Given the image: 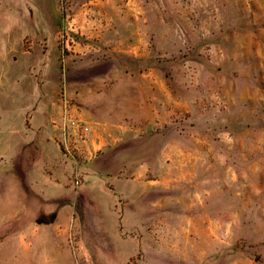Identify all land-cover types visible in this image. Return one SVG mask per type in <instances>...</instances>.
<instances>
[{"label": "rangeland", "instance_id": "rangeland-1", "mask_svg": "<svg viewBox=\"0 0 264 264\" xmlns=\"http://www.w3.org/2000/svg\"><path fill=\"white\" fill-rule=\"evenodd\" d=\"M0 264H264V0H0Z\"/></svg>", "mask_w": 264, "mask_h": 264}, {"label": "crops", "instance_id": "crops-1", "mask_svg": "<svg viewBox=\"0 0 264 264\" xmlns=\"http://www.w3.org/2000/svg\"><path fill=\"white\" fill-rule=\"evenodd\" d=\"M2 129V128H1ZM26 131L32 132L31 129H25ZM31 135V134H30ZM32 136V135H31ZM31 143L35 144L36 146L39 144L34 138L31 139ZM53 144H50V148L53 150L52 151V157L50 158L49 161H51L52 163H56L59 162V160L61 159V155H60V151L57 150L56 147H54ZM47 197V194L44 196ZM49 198V196H48Z\"/></svg>", "mask_w": 264, "mask_h": 264}]
</instances>
